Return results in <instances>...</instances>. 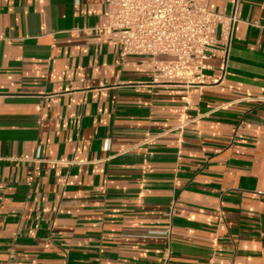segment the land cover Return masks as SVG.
Instances as JSON below:
<instances>
[{"label": "crops", "instance_id": "1", "mask_svg": "<svg viewBox=\"0 0 264 264\" xmlns=\"http://www.w3.org/2000/svg\"><path fill=\"white\" fill-rule=\"evenodd\" d=\"M106 1L0 0V264H264V0L205 86L122 60Z\"/></svg>", "mask_w": 264, "mask_h": 264}, {"label": "built area", "instance_id": "2", "mask_svg": "<svg viewBox=\"0 0 264 264\" xmlns=\"http://www.w3.org/2000/svg\"><path fill=\"white\" fill-rule=\"evenodd\" d=\"M237 10L238 0L229 15L210 11L207 0H107L106 31L121 59H142L155 80L205 86L213 59L221 61L218 82L225 79Z\"/></svg>", "mask_w": 264, "mask_h": 264}]
</instances>
